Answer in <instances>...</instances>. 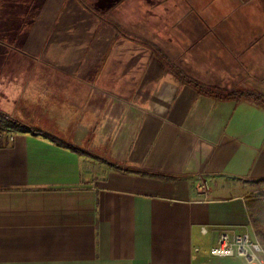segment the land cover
<instances>
[{
  "label": "crops",
  "instance_id": "obj_1",
  "mask_svg": "<svg viewBox=\"0 0 264 264\" xmlns=\"http://www.w3.org/2000/svg\"><path fill=\"white\" fill-rule=\"evenodd\" d=\"M0 66L1 110L90 152L1 135L0 264H249L210 249L264 178V0H0Z\"/></svg>",
  "mask_w": 264,
  "mask_h": 264
},
{
  "label": "trees",
  "instance_id": "obj_2",
  "mask_svg": "<svg viewBox=\"0 0 264 264\" xmlns=\"http://www.w3.org/2000/svg\"><path fill=\"white\" fill-rule=\"evenodd\" d=\"M194 85L198 88L201 87V85L199 83H195ZM200 90L204 91L203 88H200ZM205 91L211 95H216L218 97H223V98H232L236 95L245 94V93L216 94L211 89H207ZM245 95H251V94L247 93ZM16 132H27V133H32V134H36V135H43L45 137L50 138L52 141H54L58 145L68 147L71 150L76 151L78 153L90 154L89 151L75 147L73 145H68L65 143L64 140H62L58 137L52 136L49 133L43 132L42 130H39L37 128H34V127L26 124L25 122L21 121L20 119L12 116L9 113L0 109V138H1V135L3 133L10 135V134H15ZM108 164L115 167L116 169H119V170H125V171H129V172H141L144 174L160 176L162 178H175L172 175H167V174L165 175L163 173H158V172L133 170L130 168L123 167L122 165H119L116 163L108 162ZM253 182L256 183L257 185H259L260 187H258V189L256 191L251 193L250 199H249L247 204H248L249 213H250L253 225L255 227V230L259 234V236L264 238V178L253 180Z\"/></svg>",
  "mask_w": 264,
  "mask_h": 264
},
{
  "label": "built area",
  "instance_id": "obj_3",
  "mask_svg": "<svg viewBox=\"0 0 264 264\" xmlns=\"http://www.w3.org/2000/svg\"><path fill=\"white\" fill-rule=\"evenodd\" d=\"M14 135H9L11 140ZM210 252L218 256L240 255L249 264H264V245L253 223L250 229L242 232L236 230L223 231L217 244L211 247Z\"/></svg>",
  "mask_w": 264,
  "mask_h": 264
},
{
  "label": "rangeland",
  "instance_id": "obj_4",
  "mask_svg": "<svg viewBox=\"0 0 264 264\" xmlns=\"http://www.w3.org/2000/svg\"><path fill=\"white\" fill-rule=\"evenodd\" d=\"M51 1H53V0H51ZM54 5L55 6H57V0H54ZM87 6L88 7H90L88 4H87ZM38 7H41V2H36L35 4H34V9L32 10V16H34V17H36V18H38L39 17V15L42 13L41 11H43V9L42 8H38ZM85 13H88L87 11H85ZM44 22V21H43ZM48 27V25H43L42 24V26L41 27H39V29H42V28H47ZM37 31H38V29H37ZM8 43V42H7ZM8 44H10V43H8ZM32 54H35V53H32ZM4 55H6V54H4ZM9 55V54H8ZM5 57V56H4ZM7 58H10L9 56H7ZM110 60H112L113 58H109ZM0 72L3 70V74L5 73V74H7V73H9V72H5V71H9L10 70V68L9 67H4V68H1V66H0ZM81 149H83V148H81ZM84 150H86V151H88L87 150V148L86 149H84ZM90 150V149H89ZM256 186V189H255V191L258 189V187H260L259 185H257V184H255ZM253 193V192H252ZM261 237V236H260ZM261 240H262V242H263V245H264V238L263 237H261Z\"/></svg>",
  "mask_w": 264,
  "mask_h": 264
}]
</instances>
